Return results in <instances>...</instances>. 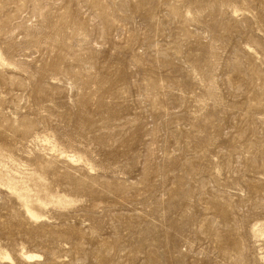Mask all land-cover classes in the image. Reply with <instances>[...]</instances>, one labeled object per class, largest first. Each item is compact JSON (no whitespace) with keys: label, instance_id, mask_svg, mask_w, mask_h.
Wrapping results in <instances>:
<instances>
[{"label":"rangeland","instance_id":"374dc122","mask_svg":"<svg viewBox=\"0 0 264 264\" xmlns=\"http://www.w3.org/2000/svg\"><path fill=\"white\" fill-rule=\"evenodd\" d=\"M0 264H264V0H0Z\"/></svg>","mask_w":264,"mask_h":264},{"label":"bare ground","instance_id":"6f19581e","mask_svg":"<svg viewBox=\"0 0 264 264\" xmlns=\"http://www.w3.org/2000/svg\"><path fill=\"white\" fill-rule=\"evenodd\" d=\"M28 258H31V257H28Z\"/></svg>","mask_w":264,"mask_h":264}]
</instances>
